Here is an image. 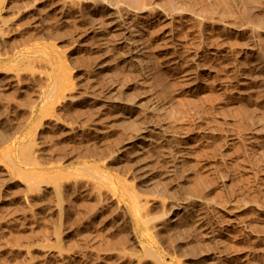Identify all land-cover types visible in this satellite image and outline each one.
Wrapping results in <instances>:
<instances>
[{
    "label": "rangeland",
    "instance_id": "rangeland-1",
    "mask_svg": "<svg viewBox=\"0 0 264 264\" xmlns=\"http://www.w3.org/2000/svg\"><path fill=\"white\" fill-rule=\"evenodd\" d=\"M0 264H264V0H0Z\"/></svg>",
    "mask_w": 264,
    "mask_h": 264
},
{
    "label": "bare ground",
    "instance_id": "bare-ground-1",
    "mask_svg": "<svg viewBox=\"0 0 264 264\" xmlns=\"http://www.w3.org/2000/svg\"><path fill=\"white\" fill-rule=\"evenodd\" d=\"M133 28H134V27H132V26H125V30H126V32H128V33H129V32H132V29H133ZM135 31H136V30H135ZM133 41H135V40H133ZM133 41H132V42H133ZM24 56H25V54L22 53V54H21V58L24 57ZM4 132H5V134H6V131H4ZM2 133H3V132H2ZM9 136H10V135H9ZM9 136H8V137H9Z\"/></svg>",
    "mask_w": 264,
    "mask_h": 264
}]
</instances>
